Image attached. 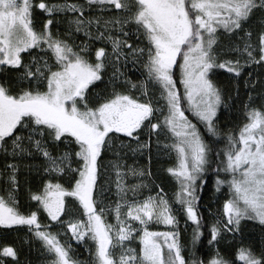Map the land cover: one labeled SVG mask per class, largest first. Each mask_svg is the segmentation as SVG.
<instances>
[{
  "label": "snow or ice",
  "instance_id": "6c2138e0",
  "mask_svg": "<svg viewBox=\"0 0 264 264\" xmlns=\"http://www.w3.org/2000/svg\"><path fill=\"white\" fill-rule=\"evenodd\" d=\"M209 185L227 198L205 221ZM248 220L264 230V0H0V226L25 230L0 264L37 244L45 264H264Z\"/></svg>",
  "mask_w": 264,
  "mask_h": 264
},
{
  "label": "trees",
  "instance_id": "16d2710c",
  "mask_svg": "<svg viewBox=\"0 0 264 264\" xmlns=\"http://www.w3.org/2000/svg\"><path fill=\"white\" fill-rule=\"evenodd\" d=\"M34 16L37 18L39 17L38 11L34 12ZM245 75H247V71L245 72ZM133 79H140L139 74L133 75ZM222 79L226 82L227 77H222ZM241 95L238 101L235 102V107L232 108L231 113L226 112L225 110H221V127L222 128H233L239 125L240 123L243 122V116H242V108H241V102L246 98V93L244 92L243 89V80L241 79ZM102 87V85H97V89ZM257 91H259V87H257ZM227 94V93H226ZM187 114V113H186ZM191 119V117H189ZM224 141H221L220 145H217V147H220ZM147 154L145 153L141 160L142 162L140 163V166H147V161H146ZM172 162L167 160V157H164L160 160L156 158V152L155 149H153V159H152V172L154 178L157 179V183H161V186L164 188L165 192L168 191H174V180H172L170 177H167L166 174L162 172L163 167H167L168 164ZM215 167V165H213ZM35 184V181H33V186ZM155 189H153L154 191ZM227 187H224L221 193H218L216 196H213L211 192V186L209 185V188L206 189L204 193L203 199L200 201V203L203 205V207L200 208V212L203 214L205 221L209 220H214L215 216L210 217L208 215V208H211L213 212H216L219 207L222 205L223 199L227 198ZM20 204L22 209L26 207V202H27V197L25 193L22 191L20 195ZM41 219L43 220V216H41ZM185 224L184 220L181 217L180 218V230H181V242L184 243L186 242L187 237L191 234L192 228L189 225L187 227V232L185 233ZM52 231H56L55 228L51 229ZM160 231L163 230H170V229H165L161 228L159 229ZM242 230L245 233V239L259 244L261 241V237L264 236V230L261 229L259 223L257 221L253 220H248L243 223L242 225ZM25 230L24 229H15L13 228L12 230H7L4 227L0 226V244L4 243H18V237H22L24 235ZM61 241L63 242L64 240L67 239V237L61 236L60 237ZM207 243V232L205 230V237H204V245L205 247H201L200 245H196L194 248V251L196 252L197 257H202L204 259H207L208 256L211 254V250L206 247ZM73 252L71 255L73 256L74 259L81 260V261H89L90 260V255L86 251V245L84 244H75L71 243ZM134 246L138 247V241ZM221 247H223V242L221 244ZM24 258L30 259L33 264H45L46 261L50 260L51 257L44 256L41 254L39 245H35L33 247V250L31 252L28 251V247L25 246L24 252L22 254ZM185 255L187 257V253L185 252Z\"/></svg>",
  "mask_w": 264,
  "mask_h": 264
},
{
  "label": "rangeland",
  "instance_id": "374dc122",
  "mask_svg": "<svg viewBox=\"0 0 264 264\" xmlns=\"http://www.w3.org/2000/svg\"><path fill=\"white\" fill-rule=\"evenodd\" d=\"M141 158H142V155H140V154H136V155H133L132 153H128V159H127V163H129V164H133L134 162L137 164V166H140V163L142 162V160H141ZM167 160H168V158H167ZM146 161H147V159H146ZM128 182L129 183H135V181L134 180H132L131 178H129L128 179ZM171 192L172 191H168L167 193L169 194V197L171 196ZM148 193H147V191H145L144 192V195H147ZM107 222H109V223H111V222H113V220H112V217H111V215L109 214L108 216H107ZM161 228H163V226H153V229L152 230H159V229H161ZM75 243V244H78L77 242H75V241H71V243ZM134 246V245H133ZM72 247V246H71Z\"/></svg>",
  "mask_w": 264,
  "mask_h": 264
}]
</instances>
